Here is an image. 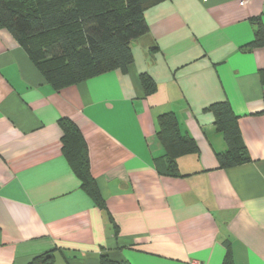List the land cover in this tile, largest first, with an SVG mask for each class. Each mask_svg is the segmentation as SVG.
<instances>
[{
	"label": "crops",
	"instance_id": "obj_1",
	"mask_svg": "<svg viewBox=\"0 0 264 264\" xmlns=\"http://www.w3.org/2000/svg\"><path fill=\"white\" fill-rule=\"evenodd\" d=\"M133 61L54 89L0 28V264H264V0H163L144 11ZM155 82L145 94L140 75ZM227 101L250 161L220 168L212 112ZM197 151L164 174L158 116ZM88 148L103 207L62 153L58 120Z\"/></svg>",
	"mask_w": 264,
	"mask_h": 264
},
{
	"label": "trees",
	"instance_id": "obj_2",
	"mask_svg": "<svg viewBox=\"0 0 264 264\" xmlns=\"http://www.w3.org/2000/svg\"><path fill=\"white\" fill-rule=\"evenodd\" d=\"M163 0H0V28H6L25 50L30 60L54 89L82 82L114 69H125L133 61L131 42L148 33L144 11ZM264 44L258 29L250 46ZM140 81L149 94L155 82L147 74ZM212 112L214 127L224 138L226 150L217 152L220 168L250 161L237 117L227 101L204 108ZM62 153L70 163L82 188L96 205L103 207L90 173L88 148L74 122L62 117ZM156 136L164 153V174L179 175L176 159L197 151L194 139L182 134L174 114L158 116ZM28 264H55L52 251L32 258ZM100 264H128L101 256Z\"/></svg>",
	"mask_w": 264,
	"mask_h": 264
},
{
	"label": "built area",
	"instance_id": "obj_3",
	"mask_svg": "<svg viewBox=\"0 0 264 264\" xmlns=\"http://www.w3.org/2000/svg\"><path fill=\"white\" fill-rule=\"evenodd\" d=\"M194 264H199L198 262H194Z\"/></svg>",
	"mask_w": 264,
	"mask_h": 264
}]
</instances>
